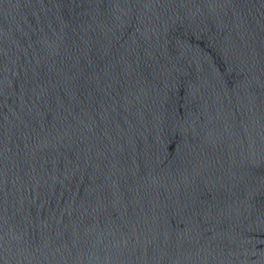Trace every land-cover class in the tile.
<instances>
[{
    "label": "water",
    "instance_id": "water-1",
    "mask_svg": "<svg viewBox=\"0 0 264 264\" xmlns=\"http://www.w3.org/2000/svg\"><path fill=\"white\" fill-rule=\"evenodd\" d=\"M0 264H264V0H0Z\"/></svg>",
    "mask_w": 264,
    "mask_h": 264
}]
</instances>
